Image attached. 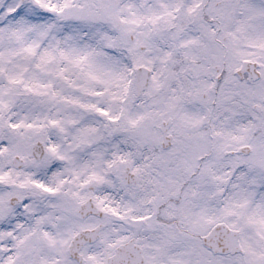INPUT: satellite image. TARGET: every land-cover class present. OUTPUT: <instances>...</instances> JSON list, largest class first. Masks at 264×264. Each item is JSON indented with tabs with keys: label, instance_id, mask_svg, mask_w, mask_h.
<instances>
[{
	"label": "snow or ice",
	"instance_id": "6c2138e0",
	"mask_svg": "<svg viewBox=\"0 0 264 264\" xmlns=\"http://www.w3.org/2000/svg\"><path fill=\"white\" fill-rule=\"evenodd\" d=\"M0 264H264V0H0Z\"/></svg>",
	"mask_w": 264,
	"mask_h": 264
}]
</instances>
